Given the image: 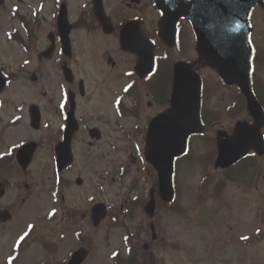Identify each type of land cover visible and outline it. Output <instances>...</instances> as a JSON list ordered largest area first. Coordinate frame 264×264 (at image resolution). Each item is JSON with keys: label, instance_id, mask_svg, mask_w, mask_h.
Returning <instances> with one entry per match:
<instances>
[{"label": "flooded vegetation", "instance_id": "af4514ba", "mask_svg": "<svg viewBox=\"0 0 264 264\" xmlns=\"http://www.w3.org/2000/svg\"><path fill=\"white\" fill-rule=\"evenodd\" d=\"M27 1L0 0V19H4V22L0 21V25L3 23L10 25L9 28L4 25V32L0 31V34L4 36V41L14 45L11 48L22 51L19 58L7 63L5 53L0 47V72L8 81V86L0 97V242L7 241L8 226L19 221L22 203L30 200L29 197H38L41 193L46 194V188L52 187L53 193L48 194L57 200L56 205L55 203L52 204L45 212L38 210L37 215L38 219L47 220V223L41 225L42 231L52 233L56 237H52V241L44 245V242L37 237L40 226L37 225L36 221L39 220L36 218L29 222V233H27V236L30 235L27 244L34 242L47 248V255L39 262V264H46L47 257L51 259L50 262L53 260L51 254L57 248L55 242L58 241L57 237L66 234L62 231L65 226L69 225L68 221H72L70 220L72 217L63 219L61 217L63 212L59 213V208L62 207L63 211L64 205L67 203V191L71 188L70 183H72V179L69 177L76 169L79 158L77 150H75V142L79 141L78 137L82 132H88L90 136L91 131L95 129L101 132V137L103 136L100 127L97 125L102 121L96 116L98 112H91L90 106L93 109H98L100 106L105 109L107 105H111L114 110L116 109L118 115L122 114V116L129 117L140 115L144 119L142 128L145 131H142L141 137L144 136L150 121L164 112L170 105L174 78L173 68L176 62L184 59L183 54L188 53L187 38L190 32L194 35V31L185 18L181 19L178 25L179 44L175 50L167 48L159 37L158 24L161 14L155 6L154 0H30V5L27 4ZM72 3L76 5L75 9H73ZM23 5L30 9L23 10ZM104 12L106 15L102 21L100 18ZM63 14L66 16V22L61 24L60 17ZM250 21V38L254 50L252 76L256 82L260 83L259 91L264 93V6L262 4L256 3L254 5ZM130 22H138L156 47L155 70L145 77H140L135 71L137 55L132 51L124 50L120 44L121 30ZM67 26L70 27L68 37L67 35L63 37V32ZM85 34L91 38L95 36L112 42L111 46H107L103 50V57L100 61L90 63L89 76L87 75L88 69L85 58L81 55V61L78 62L76 54V48L83 44V37L87 38L89 43V38ZM196 58L197 53L192 52L191 57L185 60L193 63L198 59ZM80 67L85 68L83 75L79 74L78 69ZM100 68L112 71V80L101 81L99 79ZM196 68L200 69L204 75L206 70L211 71L217 80H220L215 70L203 66L201 62L196 65ZM25 80L29 81L28 85L32 87L31 93H34L35 98L24 103L20 112L15 110L11 117H15L13 119L15 123L23 124L25 121L28 123L25 132L29 137L26 140L15 141L21 138L20 135L14 137L13 134L7 139V127H12L10 126L11 122L7 120L5 95L9 91L8 87ZM100 81L101 84L107 83L110 86L111 97L98 91L92 93L91 84H94L98 89ZM40 82H43L44 85L45 83L47 85L52 83L51 91L54 100H51L50 103H46L47 96L45 95L48 93L46 90L34 89L33 85ZM210 92L216 95L219 90L213 88ZM54 101L57 102L56 105H52ZM86 101L89 103L86 104ZM53 106L56 107L53 108ZM241 106L234 109L237 110ZM55 112L56 117L48 116L49 113L54 115ZM71 112H73V118L78 122L80 130L73 138V163L60 168L57 164L56 147L61 142L65 126L71 122ZM55 120L59 122L58 128L61 130L59 136H61L59 138H57L58 135L57 137L45 138L43 136L45 127L52 128ZM202 120L206 126L210 123L215 127L230 128L234 119L229 118V121L223 118L218 119L214 112L207 105H204ZM36 122L39 126L34 128L33 125ZM225 122H229V126H226ZM16 127V125L13 126L14 129H17ZM101 137L99 139L91 136L90 139L84 137L81 141H88L90 145H93L94 141H101ZM27 144H32V149H28L22 155L20 152L23 146ZM46 161L50 162V165L47 166L50 169L48 174L37 169L38 165L46 167ZM137 162L138 160L134 157L133 163L137 164ZM148 169L150 172L152 171L150 167ZM243 174L244 176H238L239 180L237 181L247 188L255 189L258 194L254 199L255 202L258 201L254 211V220L257 222L253 224L256 228L254 236L256 241H259L264 236V206L260 201L262 184H264V170L259 167L246 172L242 171L241 175ZM38 176L39 183L36 182ZM154 177L155 174H153ZM85 182L82 176L76 177V185H84ZM90 182L91 180H89V184ZM39 184L41 185L40 189H42L40 192L36 189ZM241 186L239 187L242 188ZM152 188L155 186L149 180L148 194L144 195V202L139 209L142 213L141 218L134 214L133 204L122 201L108 205L107 216L102 221L103 223L111 220L120 227L127 225L126 231L123 233V241L130 247L128 250L135 254H148L154 249L155 251L160 250L159 243H162V236H160L159 229L166 219V213L178 214L179 210L183 208V203L178 201L180 193L176 188L177 200L175 202L166 203L156 194L153 212H150V208L147 211L146 206L150 201ZM120 189L122 191L124 187ZM128 190L133 192V197L137 194V190L132 185L126 187V191ZM97 203L100 201L93 203L89 218L93 226L92 214ZM7 211L9 214H6ZM8 216L11 219L6 221L5 217ZM139 219L144 221L143 227L139 226ZM73 220L71 226H79V221L74 218ZM128 231H132L133 234H128ZM21 234L22 230L11 240L15 242L14 245L19 242L20 238L24 237ZM73 235L79 245L60 259L58 263L53 264H68L72 255L81 248L86 247L91 251L84 242L86 240L82 230H74ZM243 235L239 234L238 237ZM144 239L146 240L145 243H143ZM132 241H135L133 249L130 246ZM139 241L142 242L137 243Z\"/></svg>", "mask_w": 264, "mask_h": 264}, {"label": "rangeland", "instance_id": "374dc122", "mask_svg": "<svg viewBox=\"0 0 264 264\" xmlns=\"http://www.w3.org/2000/svg\"><path fill=\"white\" fill-rule=\"evenodd\" d=\"M27 4L30 5L31 1L28 0ZM72 7L75 9L76 5L72 3ZM22 9L27 10L30 8L23 5ZM0 21L4 22V19H0ZM4 25L6 28L10 27L6 23L1 24L0 31L2 32H4ZM0 36L2 38L0 47L5 53L6 62H13L14 59L19 58L22 51L11 48L14 45L4 41L2 34ZM85 36H88L89 43L88 39L83 37V44L76 48V54L78 62L81 61V55L85 58L88 69L87 75L89 76L90 63L100 61L103 57V50L107 46H111L112 42H107V40L95 36V38H91L87 34ZM193 39V36L187 38L186 43L190 57L193 52ZM84 70V67H80L78 69L79 74L83 75L85 73ZM100 70L99 79L101 81L112 80V71L105 68H100ZM213 75L211 71L205 74L208 87L209 89L218 88L219 92L218 94L215 92L216 95L208 93L206 102L216 114L224 117L230 107H239L238 101L240 97L235 88H219ZM101 81L98 84V89H96L94 84H91L92 93L98 91L111 97L110 86L107 83L101 84ZM28 83L29 81L25 80L8 87L9 91L5 95L6 114L12 128L7 127V139L13 134L14 137L19 135L21 137L15 141L26 140L29 137L25 132L28 123L26 121L23 124L20 122L15 123L13 120L15 117H11L15 110L20 112L24 103L35 98L34 93H31L32 87ZM33 86L34 89H43L48 92L45 95L47 96L46 103L54 100L51 82L48 85L40 82ZM55 101L52 102V105H56L57 102ZM88 103L86 101V104ZM55 107L53 106V108ZM90 110L94 113L98 112L96 116L102 122L97 125L100 127L103 136L101 141H94L93 145H90L88 141H81L84 137L90 139L88 132H82L78 137L79 141L75 142V150H77L79 158L76 163V169L69 177L72 179V183H70L71 188L67 191V203L64 205L63 211L62 207L61 209L59 208V213L63 212L61 217L63 219L72 217L70 219L72 221H68L69 225L65 226L62 231V233L66 234L57 237L58 241H55L57 248L51 254L53 260L50 262L51 259L47 257L45 260L46 264L58 263L60 259L64 258L73 248L79 245L73 235V231L76 229L84 232L86 240L84 242L91 249V255L85 264H128L129 262L131 264H264V239L254 243L256 238L253 236L255 232L253 223L257 222L254 220V211L258 204V201H254L258 195L256 190L247 188L239 182L223 180V174L214 168L213 161L208 163L214 155L216 147L215 137L217 136V130L220 129L218 126L215 127V125L208 126L203 137L192 139L189 156L181 159L178 163L176 182L180 188L179 193L183 208L179 210L178 214L166 213V219L162 222L161 229H159L160 236H162V243H159L160 250L155 251L154 249L153 252L148 254H135L130 251L129 254L125 242H123V233L127 228L125 223V227H120L110 220L94 228L89 218L91 207L96 201H103L109 205L122 201L133 204L134 214L141 218L142 213L139 209L144 202V195L148 194L149 180L153 184L154 178L153 172H150L148 166L141 161L140 154L135 149L138 147L141 151L143 150V136L141 137L144 123L143 117L140 115L136 117L118 115L116 109L114 110L111 105H107L105 109L102 106L98 109H93L90 106ZM100 110L102 111L99 112ZM239 110L240 108L236 110L237 117H235L234 121L247 118L246 112ZM51 115L56 117V112L54 115L48 114V116ZM226 121H229V119H226ZM15 125L17 129L13 128ZM225 125L229 126V122H225ZM47 126L49 127L48 124ZM58 126L59 122L55 120L52 128L45 127L43 136L52 138L58 135L57 138H59L61 136H59V131L61 132V130ZM224 129L227 128L224 127ZM132 141H139L138 146ZM133 157L138 159V163L134 164L130 170L135 175V179H132L133 175L131 174V176H127L121 181L117 178V174L109 175L107 173L110 167L115 171L121 165H132ZM259 161L261 162V169L264 170V157H259ZM49 165L50 162L46 161V167L38 165L37 169L48 174L50 169L47 166ZM249 166L251 165L249 164ZM247 168L248 166L243 167V169ZM79 175L87 183L76 185V177ZM38 179L39 176L36 179L37 183H39ZM89 180H91L90 184ZM127 185H132L139 196L135 194L133 197L131 190L126 191ZM240 185H242V188L239 187ZM40 187L41 185L39 184L36 188L38 192L42 190ZM121 187H124L122 191ZM46 191V194L41 193L38 197H29L30 200L22 203L19 221L14 225L8 226L7 241L0 242V264H36V262L39 264L47 255V248L43 247V245L34 242L27 244L30 236H27V233H29L28 225L34 218L39 220L36 221L37 225L40 226L38 227L39 233L37 237L44 242V245L52 241V237H56L52 233L50 235L46 231H42L41 225L47 223V220L38 219L37 215L38 210L45 212L52 204L55 203L56 205L57 203L54 196L51 197L48 194L53 193V188H46ZM261 192L260 201L264 206V184H262ZM73 218L79 221V226H71L74 222ZM139 226H144L142 219H139ZM21 230V235L24 238L14 245L15 242L11 240ZM128 234H133V232L128 231ZM239 234L246 235L248 239H244V241L238 237ZM134 242L130 243L132 249ZM145 242L146 240L144 239L143 243ZM111 253H115L118 256L117 260L114 256H111ZM128 256L129 258L127 259Z\"/></svg>", "mask_w": 264, "mask_h": 264}, {"label": "water", "instance_id": "95a60500", "mask_svg": "<svg viewBox=\"0 0 264 264\" xmlns=\"http://www.w3.org/2000/svg\"><path fill=\"white\" fill-rule=\"evenodd\" d=\"M241 2V11L236 14L227 11L224 0H156L163 13L161 36L164 40L168 44L174 43L176 22L180 16L185 15L197 32L200 59L216 68L228 84H237L248 99L254 125L240 122L233 136L218 143L216 166L225 168L237 162L251 149L264 153V138L261 133L264 114L253 94L250 81L252 49L249 42L248 16L255 0ZM60 22H66L65 14L60 17ZM69 30L70 27L67 26L63 37H68ZM122 45L138 54L139 74L151 72L154 47L149 40L143 38L139 31L133 32L127 28L123 33ZM5 86L6 80L0 73V94ZM201 95V78L193 66L185 62L177 63L171 108L149 125L146 156L159 173L161 194L167 201L174 197L172 178L175 158L186 152L190 135L203 131L200 119ZM76 130L74 127L67 128L65 142L58 146L60 168L72 162L71 143ZM222 134L226 135L225 132ZM103 207L97 208L96 217L103 214ZM87 255L88 251L80 250L75 253L70 264H81Z\"/></svg>", "mask_w": 264, "mask_h": 264}, {"label": "snow or ice", "instance_id": "6c2138e0", "mask_svg": "<svg viewBox=\"0 0 264 264\" xmlns=\"http://www.w3.org/2000/svg\"><path fill=\"white\" fill-rule=\"evenodd\" d=\"M242 239H248V237H242Z\"/></svg>", "mask_w": 264, "mask_h": 264}]
</instances>
